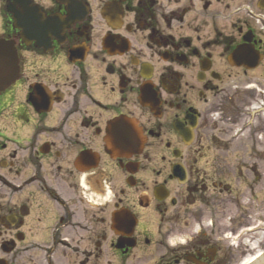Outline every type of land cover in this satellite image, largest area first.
<instances>
[{
    "label": "flooded vegetation",
    "instance_id": "flooded-vegetation-1",
    "mask_svg": "<svg viewBox=\"0 0 264 264\" xmlns=\"http://www.w3.org/2000/svg\"><path fill=\"white\" fill-rule=\"evenodd\" d=\"M14 1L0 0L19 66L0 88V264H235V230L178 215L216 190L236 199L205 159L223 84L264 105V0H33L67 21L47 44L21 37ZM117 211L136 225L116 234Z\"/></svg>",
    "mask_w": 264,
    "mask_h": 264
},
{
    "label": "rangeland",
    "instance_id": "rangeland-1",
    "mask_svg": "<svg viewBox=\"0 0 264 264\" xmlns=\"http://www.w3.org/2000/svg\"><path fill=\"white\" fill-rule=\"evenodd\" d=\"M223 86L231 94L230 103L218 117L214 136L219 143L208 150L205 162L206 168L225 169L215 176V168L211 172L213 180H222L234 191L236 199L225 201V195L217 194L216 190L205 202L183 208L178 218L190 212L189 221L202 216L220 224L221 228L213 229L217 237L235 230L236 237L232 240L236 245L235 264H245L264 251V105L260 94L256 99L253 93L248 97L251 94L246 89L235 91L232 81ZM247 167L253 169V174Z\"/></svg>",
    "mask_w": 264,
    "mask_h": 264
},
{
    "label": "water",
    "instance_id": "water-1",
    "mask_svg": "<svg viewBox=\"0 0 264 264\" xmlns=\"http://www.w3.org/2000/svg\"><path fill=\"white\" fill-rule=\"evenodd\" d=\"M20 6V9L17 7ZM14 13L15 27L22 30L21 37L32 39H46L44 32L52 29L53 31L58 29L60 20L55 18H48L40 12L38 7L32 5V0L27 2L24 0H16V4L11 6ZM18 61L14 50L10 48V43L0 41V88L13 83L18 74ZM252 264H264V254L258 258Z\"/></svg>",
    "mask_w": 264,
    "mask_h": 264
}]
</instances>
